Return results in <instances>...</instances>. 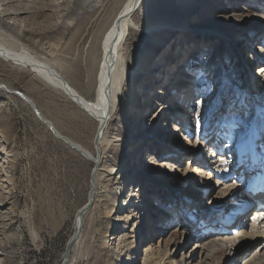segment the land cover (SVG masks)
Masks as SVG:
<instances>
[{"label": "rangeland", "instance_id": "1", "mask_svg": "<svg viewBox=\"0 0 264 264\" xmlns=\"http://www.w3.org/2000/svg\"><path fill=\"white\" fill-rule=\"evenodd\" d=\"M96 1L103 4L101 12L78 19L73 3L67 10L62 0H49L48 11L11 20L10 28L1 22L0 30L91 101L103 35L126 0ZM128 29L123 103H140L150 89L145 96L150 104L143 119L120 105L111 116L106 129L111 144L102 149L101 162L116 172L101 180L95 209H113L111 198L123 187L125 198L134 190L148 196L160 218L152 210L144 220L127 218L126 207L115 217L87 216L79 247L71 251L73 264H144L147 245L153 264H264V238L252 239L250 233L259 207L253 194L247 197L264 167L251 156L257 148L264 155V75L256 87L246 84L264 66V0H145ZM239 39L252 66L241 62ZM152 75L172 81V88L149 87ZM0 85L28 97L61 135L96 155L97 122L63 92L28 68L2 60ZM159 90L167 97L156 96ZM144 147L147 152L138 156ZM246 149L244 162L226 172L221 159ZM196 166L204 173L194 174ZM94 167L56 139L19 96L0 91V264H63L77 213L89 201ZM250 199L253 207L240 215ZM238 220L248 235L238 236L237 229L225 236L228 244L217 240L195 248L197 235L209 232L218 239L222 225L229 230ZM119 238L125 252L117 247ZM242 247L248 252L242 254Z\"/></svg>", "mask_w": 264, "mask_h": 264}, {"label": "bare ground", "instance_id": "2", "mask_svg": "<svg viewBox=\"0 0 264 264\" xmlns=\"http://www.w3.org/2000/svg\"><path fill=\"white\" fill-rule=\"evenodd\" d=\"M48 1H46V0H32V4H29L30 1H28V0H26L25 3H23L22 0H0V23L5 22V24L9 27L11 24L10 22H12L11 20L20 21V18H23L24 16H28L30 14H33L34 12L48 11V8L50 7L49 4L46 3ZM55 1H58V3H61V0H55ZM95 1L96 0H62V3H64L66 5L65 9H67V10H68V8H70L73 5L72 6L73 9H75V11H76V17L79 19L82 16H85L86 14L89 16L90 14L93 15V14L101 12L100 10L103 8V4L101 3L102 1L100 2L101 4H95ZM144 2H145V0H126L123 7L120 9L119 13L117 14L114 22L111 24L109 29L104 33L103 39L101 41V47H100V61L98 64V71H97L98 73H97V81H96L97 82L96 92H95V96H94L93 100H91V101L87 100L83 96H81V94L78 93L62 77V75L58 71H56L51 65H49L48 63H46L44 61L39 60L38 58H36L34 56H32L31 53H28L26 49L19 48V46L16 45V43L11 44L9 42L10 40H7L3 36V34L0 30V60L4 61L6 63H11L14 65H20V66H23L25 68H28L32 73H34L39 78H41L45 83H47L48 85L60 90L65 95H67L77 106H79L83 111H85L90 117H92L97 122V126H98L97 135H96L95 141H94V147L96 150V155H94L91 152H89L88 150H86L83 146H81V145L75 143L74 141L68 139L67 137L61 135L56 130L53 123L51 121L45 119V117L39 111L37 106L28 97L21 94L20 92L12 91V89L9 87H4L3 85L2 86L0 85V88H1L0 91L4 92L6 94H15V95L19 96L25 103H27V105H29V107H31V109L33 110V112L35 113L37 118L48 129H49V126L47 124H50L51 126H53L57 135L55 136L53 133L52 134L55 136L56 139L67 144L68 146L75 147L76 149H73L72 147H70L74 151L75 150H81L82 154H84V155H82L80 153L79 154L82 157H85V159L88 162L95 164L93 174H92V180L90 182V184H91L90 190L91 191H90V195H89V201L87 202V204L89 202H91V206L89 209H87L85 207L87 204H85L82 207V209H80L77 213L76 221H75V225H74L75 233L73 235V238L68 243V245L71 244L70 252L68 255L67 254L65 255V259L63 261V264H73L74 263V257H73V255L71 256V251H73V249H74V251H76L77 248L79 247V244H80L79 242H80V238H81V234H82V229L84 227L85 218L89 215L95 217V219H99L102 215L104 216V215H107L108 213H111L112 217H115V216L121 214L123 212L124 208L126 207V209L131 210L130 212H128L127 218H131V217L137 218L138 217L141 220H144V216H146V212L148 211V214H149V212H151V210L153 211V213H155L156 218H160L159 212L157 210H153L154 207H156V206L153 203L146 202L147 201L146 199H148L147 198L148 196H145L143 193L141 194L142 191L141 192L138 191V193L136 194L135 190H134L133 191L134 193L132 192V194L129 198H125L126 191H125V188H123V187L121 188L120 193L118 194V197L114 196V198H111L112 201H110L111 202L110 205L112 206L113 209H102V208L95 209V206L99 202L98 199L100 198V195L98 192H99L100 187H101V180L102 179L107 180L109 177L113 176L114 173L116 172V170L113 171L112 173H111V171L106 170L102 166V162H101V159H102L101 155L103 154L102 149L104 147L106 148L107 146H110V144H111L110 139L107 137V130H106L107 127L109 126V121L111 120V116L113 115L114 111H118V110H116V108H119V105H120V107L126 106L127 112H128V110H130L131 114L134 115V113H135L136 117L140 116V118L143 119V117H141V115L144 114L143 108L146 107L148 109L149 108L148 105L150 104L148 101V98L145 97V96L149 95L150 89L148 90L147 94H145L143 96L144 99L140 103L134 102L135 104H133L131 101H129V102L126 101V103H123V99L125 97L123 94L124 93L123 92V88H124L123 84H124V79H126L125 78L126 68H125V64H124L125 61H124V55H123V47L125 46L126 43H128L127 42L128 35H129L128 21L133 17V15L137 11H139L142 8ZM71 3H73V4H71ZM70 4H71V6H70ZM86 9H88L89 11L87 12ZM70 10L71 9H69V12H73ZM74 16L75 15H73V17ZM23 19H25V17ZM6 21L8 23H6ZM74 21L77 22V19L74 18ZM233 41L236 42V40H234V39H233ZM237 42H240V43L236 44V46L238 47V49H236V50L238 51L239 54H242V58H243V56L245 58L246 55L245 54L243 55V53H242L244 50L243 49L241 50L242 46H241V48L239 47L240 45H242V42L240 39L237 40ZM244 62H246V61H244ZM260 73H261V75H260ZM258 75H260V76H258ZM258 75L256 76V78L262 77L264 75V66H260L258 68ZM173 76L178 77V75H176V74H173ZM153 77L154 76L152 75V77H150L149 80H147V83H150L152 81L151 82L152 84L150 83L149 87H159L160 85H163V86L166 85L169 88H172V86H173L172 81L170 83H168V81L166 79L165 80L166 83H162L161 81H163V80L161 79V77H154V78ZM247 78L249 79L248 84L251 86V88L253 86H255L256 82H255V84L251 83V79H250L251 76H247ZM168 80H171V78ZM177 81L178 80L176 79L175 82L178 85ZM249 85H247L248 88H249ZM250 91H252V89H250ZM156 96L167 97V94L165 92H162V90H159L158 93L156 94ZM157 104H158V106H163V105H160L159 103H157ZM36 112L39 113V116L36 114ZM168 115H170V117H171V115H173V114H168ZM173 117H175V116H173ZM253 129H254V134L256 135L255 138H257V134H260L259 133V127L258 128L255 127ZM58 136L62 137L65 141L60 140L58 138ZM136 136L137 135H133L132 138H135ZM120 141L122 143H124L126 140L121 139ZM137 143H138L137 146L140 147L141 142H137ZM257 143L258 142L256 141L255 147H257ZM146 147H147V145H146ZM146 147L140 149L138 156L143 154V152H147ZM155 147H156V145H155ZM167 148L168 147L160 146V149H162L163 151H166ZM247 149L249 150V147H247ZM247 149H246V151L242 152L237 157L236 156H229V158H226L227 157L226 156V157L222 158L220 162H221V165L224 166L223 169L226 170V172H227V171H229V169H233L235 167L234 164L236 162H239V163H240V161L244 162L245 156L250 154V152H248ZM138 150L139 149H137V151ZM167 151H168V149H167ZM175 151L176 150L169 148V152L172 155L176 154ZM76 152L78 153V151H76ZM242 155H243V157H241ZM252 155L255 157L257 164H259V166H261L264 163V155L258 150V148H257V150L255 149V152L251 151V156ZM213 156H215V155H213ZM227 159H230V160L227 161ZM214 162H216L215 159L212 160L211 163H214ZM156 164H158V163H156ZM256 166H258V165H256ZM234 169H236V168H234ZM196 170L198 172H196ZM193 171H194L193 172L194 174L199 173V172L201 174L203 172L201 169L197 168V166L194 167ZM263 172H264V167L261 168L260 174L254 175L255 180L252 181L254 188H253V190L249 191V193L247 194V197H249V194H253V191H254V193L256 190L260 191L259 192V198H257L256 199L257 202L254 203V204L258 205L259 210L256 211L254 209L253 215L255 218H254V223H252V225H251V231H250V233L254 236L252 239L256 238L259 240L264 238V234H263L264 233V225H263L264 224V222H263L264 221V196H263L264 195V182H261V177H262L261 173H263ZM126 175H128V173ZM121 177H122V179H124L123 177H125V175L120 176L119 178L121 179ZM123 183H124V181H123ZM123 183H122V185H124ZM236 185L239 189H240V187H242L238 183H236ZM123 195H124V199H123ZM109 197L110 196H108V199H109ZM251 201L252 200L250 199V200H248V202H245L241 205V209L239 210L240 215H243L245 212H249L248 209L253 207V204H251ZM256 205H255V207H256ZM148 209H150V210H148ZM111 215H110V217H111ZM235 223L236 224L232 225L231 229H229V230L224 229L222 227L223 226L222 225L219 228L221 230L217 233H221V234L223 233L224 235L223 236L220 235V237L218 239H214V238L211 239L209 237V232L206 234V236L205 235H197L196 238H198L200 240V244H197L195 246V248H204L205 245H208V244L213 243V242H217V240H218L217 245H221L220 243L228 244L231 241V239H227L228 237H225V236L229 235V233H231V231H234L237 229H240V230L236 231L237 235L240 233L238 236H240L241 234L248 235L247 230H242L243 228L240 226L241 223H239V220ZM94 225L95 224H93L91 226V229L93 228ZM217 230H218V228L216 229V231ZM200 231H201V229L198 230V234L200 233ZM205 232L206 231H204L203 233H205ZM217 236H219V235H217ZM208 239L212 240V242H210V240L208 241ZM118 241L119 242H118L117 247H118L119 251L125 252V250L127 248L126 243H124L122 241V239H120V238ZM108 242H109V237L107 236L106 238H104V243L106 244ZM259 243H262V241H260ZM261 246H264V245L261 244ZM247 249L248 248L242 247V250H243L242 254H245L246 252H248ZM152 252L153 251L151 250L150 246L147 245L144 264H153V262H151V254H153ZM186 259H188V257ZM191 259L193 260L194 256H192ZM245 262H247V264H250L249 261H245ZM255 262L256 261L253 260V263H255ZM259 262H256V264H258ZM155 263H157V262H155Z\"/></svg>", "mask_w": 264, "mask_h": 264}, {"label": "water", "instance_id": "3", "mask_svg": "<svg viewBox=\"0 0 264 264\" xmlns=\"http://www.w3.org/2000/svg\"><path fill=\"white\" fill-rule=\"evenodd\" d=\"M36 114L39 116V113H38V112H36ZM47 125L49 126L50 131L56 136L57 134H56V132H55L53 126H51L50 124H47ZM58 138H59L60 140H62V141H65L62 137H59V136H58ZM69 147H72V146H69ZM72 148H73V149H76L75 147H72ZM75 151H78V153L82 154L81 150H75ZM82 155H84V154H82ZM90 206H91V202H89L85 207H86L87 209H89ZM85 207H84V208H85ZM70 247H71V244L67 246V251H66V254H67V255H68L69 252H70Z\"/></svg>", "mask_w": 264, "mask_h": 264}]
</instances>
